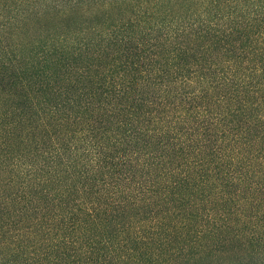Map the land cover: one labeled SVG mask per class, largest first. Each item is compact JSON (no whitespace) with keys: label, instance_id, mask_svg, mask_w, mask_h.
Here are the masks:
<instances>
[{"label":"trees","instance_id":"obj_1","mask_svg":"<svg viewBox=\"0 0 264 264\" xmlns=\"http://www.w3.org/2000/svg\"><path fill=\"white\" fill-rule=\"evenodd\" d=\"M0 264H264V0H0Z\"/></svg>","mask_w":264,"mask_h":264}]
</instances>
